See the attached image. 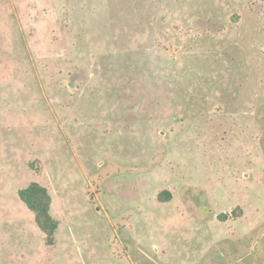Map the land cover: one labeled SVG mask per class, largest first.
I'll return each mask as SVG.
<instances>
[{"label": "rangeland", "instance_id": "374dc122", "mask_svg": "<svg viewBox=\"0 0 264 264\" xmlns=\"http://www.w3.org/2000/svg\"><path fill=\"white\" fill-rule=\"evenodd\" d=\"M216 228L213 264H264V0H0V264H170Z\"/></svg>", "mask_w": 264, "mask_h": 264}, {"label": "crops", "instance_id": "0c3cea01", "mask_svg": "<svg viewBox=\"0 0 264 264\" xmlns=\"http://www.w3.org/2000/svg\"><path fill=\"white\" fill-rule=\"evenodd\" d=\"M169 191V190H168ZM171 196H172V200L169 203H165V204H170V205H175L176 202V198H175V194L171 191H169ZM158 201V199H157ZM179 210H177V212H173L171 217H169L166 221L165 225L167 226V229H173L175 227L174 223L180 221V216L181 214L178 213ZM183 219V218H181ZM216 219L219 221V215H216ZM195 223V226L197 228L198 231H204V229L207 227L206 223L204 220L202 219H195L193 221ZM220 222V221H219ZM174 230V229H173ZM214 231L216 232V236L210 234L207 237V241L208 243L205 244L204 246L199 247L196 252L193 253H188L185 254L184 252H182V249L180 247H176L175 244H172L170 246V253L172 255V262H170V264H213L214 260L212 258L207 259V255H208V251L209 249L212 250V246L219 243V241L222 239L220 233L222 234L221 230L219 229H214ZM154 232L156 233V235L160 232V226L157 224L154 228ZM228 238H230L231 236L228 234L227 235ZM212 243H210V242ZM211 244V245H210ZM214 247V246H213ZM97 249L93 248V250L89 253L91 258H95L94 260L97 263H103L106 258H108L110 256V252L108 251V244H102L101 247L97 246ZM123 249L122 254L123 258L133 262L134 264L136 263H140V260H147L150 263H155V258H163L164 257V251L167 250V246L165 243H157V242H150L148 245L143 246L141 244H139L134 251L135 253V259L132 258L130 256V249L128 248V246L123 245L121 247ZM120 248V249H121ZM79 251H81V253L83 252L81 249H79ZM153 255L155 258H153ZM223 253H221L220 255L217 256V259H215L216 261H222L219 260L222 257Z\"/></svg>", "mask_w": 264, "mask_h": 264}, {"label": "trees", "instance_id": "16d2710c", "mask_svg": "<svg viewBox=\"0 0 264 264\" xmlns=\"http://www.w3.org/2000/svg\"><path fill=\"white\" fill-rule=\"evenodd\" d=\"M19 198L34 214L38 228L45 235L46 244L55 246L60 223L52 215L53 199L47 188L33 183L19 192ZM157 199L159 203L165 204L172 200V196L169 191L164 190L158 194Z\"/></svg>", "mask_w": 264, "mask_h": 264}, {"label": "built area", "instance_id": "2783aa9c", "mask_svg": "<svg viewBox=\"0 0 264 264\" xmlns=\"http://www.w3.org/2000/svg\"><path fill=\"white\" fill-rule=\"evenodd\" d=\"M223 216L226 219V221H229V222L235 221V212L232 210L224 212Z\"/></svg>", "mask_w": 264, "mask_h": 264}, {"label": "flooded vegetation", "instance_id": "af4514ba", "mask_svg": "<svg viewBox=\"0 0 264 264\" xmlns=\"http://www.w3.org/2000/svg\"><path fill=\"white\" fill-rule=\"evenodd\" d=\"M71 79H74V77H72ZM70 85H73V86L71 87ZM74 86H75V84H74L73 82H70V83H69V87H70V88H74Z\"/></svg>", "mask_w": 264, "mask_h": 264}, {"label": "water", "instance_id": "95a60500", "mask_svg": "<svg viewBox=\"0 0 264 264\" xmlns=\"http://www.w3.org/2000/svg\"><path fill=\"white\" fill-rule=\"evenodd\" d=\"M71 87L73 86V85H70ZM246 178H248V176H246ZM99 210V209H98Z\"/></svg>", "mask_w": 264, "mask_h": 264}]
</instances>
